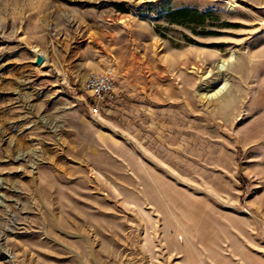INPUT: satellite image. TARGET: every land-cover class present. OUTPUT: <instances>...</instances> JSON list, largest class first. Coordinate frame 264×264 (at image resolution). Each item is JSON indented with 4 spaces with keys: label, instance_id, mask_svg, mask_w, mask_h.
Wrapping results in <instances>:
<instances>
[{
    "label": "rangeland",
    "instance_id": "374dc122",
    "mask_svg": "<svg viewBox=\"0 0 264 264\" xmlns=\"http://www.w3.org/2000/svg\"><path fill=\"white\" fill-rule=\"evenodd\" d=\"M142 1L0 0V264H264V0Z\"/></svg>",
    "mask_w": 264,
    "mask_h": 264
},
{
    "label": "trees",
    "instance_id": "16d2710c",
    "mask_svg": "<svg viewBox=\"0 0 264 264\" xmlns=\"http://www.w3.org/2000/svg\"><path fill=\"white\" fill-rule=\"evenodd\" d=\"M117 10L127 11L125 3L122 1L111 2ZM155 4H160V7L155 8L156 15L158 17L165 16L169 22L176 24L191 25L193 22H199L204 25L206 13L203 10H199L196 7H190L188 5L173 6L170 0H146L142 1L138 7V12L144 10L149 11L154 9Z\"/></svg>",
    "mask_w": 264,
    "mask_h": 264
},
{
    "label": "built area",
    "instance_id": "2783aa9c",
    "mask_svg": "<svg viewBox=\"0 0 264 264\" xmlns=\"http://www.w3.org/2000/svg\"><path fill=\"white\" fill-rule=\"evenodd\" d=\"M113 75V70L110 67L85 75L82 82V89L90 96L91 101L89 107L91 112H101L108 98L113 95Z\"/></svg>",
    "mask_w": 264,
    "mask_h": 264
},
{
    "label": "water",
    "instance_id": "95a60500",
    "mask_svg": "<svg viewBox=\"0 0 264 264\" xmlns=\"http://www.w3.org/2000/svg\"><path fill=\"white\" fill-rule=\"evenodd\" d=\"M42 60H43V56L40 53L37 52L35 54V57H34V62L37 63V64H39V63L42 62Z\"/></svg>",
    "mask_w": 264,
    "mask_h": 264
}]
</instances>
